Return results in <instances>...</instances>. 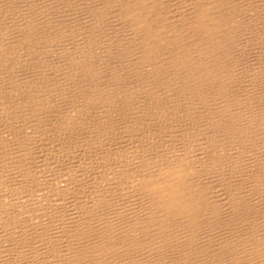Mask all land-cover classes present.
I'll list each match as a JSON object with an SVG mask.
<instances>
[{
	"label": "bare ground",
	"instance_id": "6f19581e",
	"mask_svg": "<svg viewBox=\"0 0 264 264\" xmlns=\"http://www.w3.org/2000/svg\"><path fill=\"white\" fill-rule=\"evenodd\" d=\"M75 1L80 4L81 0ZM82 1L85 5L83 8L88 7L87 21L91 25L88 33L86 29H81L83 40L80 39L82 36L75 35L78 31L70 32L69 28H64L56 20L34 16L28 8L16 11L14 15H10L5 8L0 13L7 19L4 23L0 20V121H25L22 118L26 114L19 117L15 110L27 106L33 108V115L47 110L49 112L53 109L48 107L49 100L62 99L63 102L73 94L78 96L75 102L79 113H83L89 105L99 103L103 105L101 115L110 117L112 111L108 109L117 104L128 102L126 106L133 109L131 102L146 101L148 104L158 96L175 97L178 93L188 98L189 106L208 109L198 113L208 117L204 121H215L218 117V121H261L259 117L255 119L254 115L244 119L238 112H234L235 107L231 112L227 107L232 105L229 102L234 101L238 75H242L236 73L240 65L238 40L241 37L251 38L248 33L257 31L256 27H264V0H191L188 15L185 14L180 21L178 12L172 19L166 18L161 0H95L96 4L91 6L86 0ZM69 5L73 8L76 6L71 3L67 7ZM61 12L63 14V9ZM85 15L82 13L83 17ZM10 18L14 19L10 21ZM104 20L113 25L109 32L111 39L101 35L100 26ZM249 20L255 22L250 25ZM235 32L240 35H235ZM260 47L264 48V40ZM263 57L264 53L257 58ZM256 73L257 67L254 75ZM139 91L140 96L133 97ZM14 137H0V163L5 161L9 163L7 166L13 165L16 171L24 173L21 178L19 171L16 173L12 169L18 174L15 175L11 168L3 166L9 174H6L7 177L16 183L13 182L14 189L23 188L25 191L26 197L23 199L32 203L33 196L37 197L35 199L38 203L34 201V207L41 206L45 197H39L42 191L37 194L32 191L31 183L24 184L32 178L30 175L35 159L32 160L28 150L26 153L23 150L24 145L30 144L32 139ZM204 140L209 144L210 157L215 162L223 160L225 140L212 137ZM244 142L245 139L241 140V143ZM62 143L67 148L71 147L69 140H62ZM79 144L81 146V142L76 140V147ZM106 144L91 143L96 149V152L90 151L91 155L96 154L101 158L103 149H107ZM190 175L187 163L176 158L153 170L138 171L133 187L125 195L126 200L132 196L144 200L145 203L137 207V215L127 211L128 204L120 206L117 213L107 201L110 196L98 194L82 210L80 206L77 210L69 207L67 210L65 208V212L61 208L63 212L58 213L56 210L60 208H55L52 213L49 207L57 203L62 205L64 201L61 202L60 198L57 203H54L55 200L46 202L53 203L47 206V210L49 208L53 215L58 216V226L57 221L49 223L55 219L53 215L52 219L49 217L51 213L47 214L50 218L48 222L46 218L43 221L46 214L42 212V221L39 215V219H34L33 214H30V218L28 212V216L24 213L25 210L22 213L20 206L24 203L23 199L20 206L14 204L19 207L18 210H11L13 203L1 204L4 208L0 209V264H145L147 258L146 264H149L153 258L155 260V256L161 257L164 249L169 248H164L166 241L171 244L170 259L175 264H220L217 260L221 252V255H226L227 263L224 264H264V249L258 245L263 240L258 239L262 225L246 223L248 218L245 216L251 212V208L240 201L232 203L227 209L222 207V212L217 209L221 219L226 216L225 225L229 229L235 227L237 233H230L222 244H216L215 247L204 243L193 250L190 244L199 241L197 232L200 228L207 230L222 226L215 224L217 215L210 207L212 203L203 193H198L202 191L190 182ZM1 176L5 177V174L0 173ZM259 176L261 180L264 178L260 171ZM19 177L23 179L24 187H19ZM43 179L40 177V185L45 181ZM129 179L130 176L126 175L122 180ZM101 184L107 188L103 185L106 183ZM106 193L107 189L103 194ZM48 194H45L46 197L51 195ZM53 197L50 196L51 199ZM37 210H34L35 214ZM39 211L41 209L37 214ZM205 218L206 221L203 220ZM237 226L244 227L245 235L239 232ZM178 228L183 231L182 236L188 234V239L180 247Z\"/></svg>",
	"mask_w": 264,
	"mask_h": 264
},
{
	"label": "rangeland",
	"instance_id": "374dc122",
	"mask_svg": "<svg viewBox=\"0 0 264 264\" xmlns=\"http://www.w3.org/2000/svg\"><path fill=\"white\" fill-rule=\"evenodd\" d=\"M61 1L2 0L0 2V13H2L5 8L4 10H8L10 15H14L16 11H22L28 8L29 11L32 10L34 16L47 17L53 21L56 20L60 25L64 26V28H69L71 30L70 32L78 31L75 35L82 36L81 29H86L87 33L90 32L91 25H89L87 21L88 11L86 12L88 7L83 8V6L85 7L83 4L84 2L81 0L83 3L80 1V4H77L75 0H65L64 3V0ZM67 1L68 3L66 4ZM86 1L90 4L89 6L96 4L95 0ZM190 1L191 0H161V2H163V7H165L164 15H166L167 19H172L175 13L178 12V21L183 20V16L185 14L187 16L191 8L190 6L192 4ZM71 3H73V6H76L74 8L70 5L67 7L68 4ZM59 5H61V7H59ZM35 9H38V11L35 12ZM62 9L63 14L61 12ZM83 9L85 10L84 12ZM69 10L72 12L75 10L72 13L73 16ZM56 13L59 15H55ZM82 13L83 16L85 14L87 15L83 17ZM32 14H29V16H32ZM80 15L82 18L78 17ZM14 18L16 17L14 16ZM84 18L86 20H84ZM5 19L3 18V14H0L1 22L4 23L7 20ZM12 19L10 18V21ZM85 21H87L86 24L88 27L86 24H83ZM253 22L255 21L249 20L250 25ZM76 25L77 27H75ZM78 27H80V29ZM263 28L264 27H256L257 31H251L247 34L248 37L251 36V38L242 39L241 37L238 40L240 47V65L236 73L240 72L242 75H238L237 87L233 95V98L235 97L236 100L234 98V101L232 100L229 102L232 105L227 107L229 112L235 107L236 110H234V112H238L244 119H248L249 116L254 115L255 119L259 117L261 121H218L219 117L214 119L215 121H204V119L208 117L205 114L200 115L198 113L201 110L207 111L208 109L205 107L193 108L189 106L188 98L180 93L175 97L166 95L164 98H160L158 96L149 101L148 104L146 101L131 102V105L134 106L133 109L126 106L128 102L117 104L115 107L108 109L112 111L110 117L101 115L103 105L99 103H93L89 105L83 113H79L78 104L75 102L78 97L77 94L69 95L68 99H65L63 102L62 99L49 100L50 106L48 107H53L49 112L47 110L33 115V108L26 106L22 110H15V112H18L17 116L19 117L26 114L22 118V120L24 119L25 121H0V137H29L34 142L36 140V144L31 141V145H24L25 149L23 150L25 153L29 151V154H32V156L30 155L31 158H33L32 160L35 159L36 163L39 162L36 165L35 161H33V168L32 165L30 166V171L33 169L32 175L30 176L32 178L35 177L36 180L33 178V181H35L33 182L31 178L29 179L30 181L27 180L25 183L23 181V183H31L32 191H36L37 194L42 191L39 197L43 199L45 196L43 199L44 201L41 202V204L39 203L41 206L38 207L41 211L37 214L38 210H40L37 205L34 207L35 204L38 203L36 200L37 197L33 196V204L28 201V199H26L28 203L23 199L26 197L25 191L21 188L24 187V184L22 185L23 179H21V175L24 173L22 174L21 171L18 170L19 176H21V178H18L21 180L19 187L22 190L14 189L15 185L13 184L15 182L13 181V183L10 178H8L9 176L7 177L9 174H7L6 169L4 171L3 166L6 165L5 167L11 168L13 173H15L14 170L16 171L17 169H14L12 167L13 165L7 166L9 163L5 161L2 163V161V164L0 163V167L2 166L0 173L1 175L5 174V177H3L4 175L0 177V209L2 207L4 208L1 204L8 203L7 205H9L13 203L12 205L19 204L20 206L24 200L26 206L24 203L20 206V208L22 207V213L25 210L24 213L26 214L28 212V215L33 214L32 216L34 219L38 218L39 215L40 221H42L43 218V221L45 218V221H47V219L49 220L52 217L55 208H60V210L55 209L57 212L59 211L58 213L65 212V208L67 210L69 207L76 208L77 210L80 206L79 209L82 210L85 207L84 205L86 203L88 205L92 202L93 197L98 194L104 197L110 196V199H107V201L113 205L117 213L120 210V206L128 204L127 211L136 214L137 207L144 204V200L134 196L129 197V200L125 199V195L128 193L127 191L133 187L136 173L141 170H153L155 167L157 168L159 165L176 158L182 163H187L191 170V175L189 176L190 182L193 183L197 189L202 191L198 192L200 195L203 193L208 198L209 202L212 203L210 207L216 211L217 215V219L214 222L217 226H222V228L216 227L207 230L205 228H200L197 232L200 237L199 241H195V243L191 242L190 244L193 250L200 248L201 244L204 243L215 247L216 244H222L230 233H237L235 227L229 229V227L225 225L226 216L221 219L218 215L220 212L224 211V209L221 211L222 207L227 209L232 203H236L237 201L243 202L251 208V212L245 216V218H248V220L246 219L248 225H262V231L258 239L263 240L257 244L260 245L261 249H264V178L261 180L259 176V171L261 172V177H263L262 175L264 174V57L257 58L264 53V48L260 47L264 40ZM112 29V23L104 20L102 26H100L101 35L104 36V38H110L109 32L112 31ZM87 33H85V35ZM237 34L240 35L239 32H235V35ZM79 36L74 37L79 39ZM83 38L84 35L80 39L83 40ZM256 67L257 73L254 75ZM241 71H247V73ZM140 93L141 91L136 92L133 97L140 96ZM0 111H2L1 106ZM220 111L222 112L223 108H221ZM215 116L219 115H213V117ZM62 119L65 121H61ZM209 137L217 140H225L222 152L223 160L215 162L214 158L210 157L209 144L204 140ZM33 138L35 140H33ZM243 139H245V142L241 143ZM37 140L40 146L37 145ZM62 140H69L71 147H65L66 144H63ZM76 140L81 142V146L79 144L78 147H76ZM99 142H107V149H103V156L101 158L97 157L96 154L91 155L90 153V151L96 152V149L91 143ZM30 146L31 149L34 148L31 150L29 149ZM35 156L37 157L35 158ZM73 165L74 167H72ZM36 167L38 172L42 175L37 172ZM40 168L42 169L40 170ZM66 169H69L71 172H69V170L66 171ZM236 169H239V171H236ZM11 171L10 174L13 178V173ZM18 171H16V173H18ZM16 173L15 175H18ZM35 175L39 176H37L38 180ZM126 175H129L130 179L128 181L122 180ZM40 177L45 180L41 185L40 183H42V181L39 180ZM105 179L107 182H105ZM6 180L8 183H6ZM15 181L17 182V180ZM10 182L12 184L9 185ZM102 182L106 183L103 185L107 186V188L102 186ZM118 183L122 184V186ZM35 186L38 187L36 188ZM40 188L42 190H40ZM106 189L107 193L104 195L103 193ZM44 192H46V195L48 193L51 194L50 196H54L56 199H54V197L51 199L50 196L46 197V195L43 194ZM54 192L61 193L62 195L59 194V196L57 193L55 195ZM57 199H60L61 202L64 201L65 204L68 203V205L64 203H62V205H60L61 203L58 204L57 202L59 201ZM49 200H53V202L55 200L56 202L54 203H57V205H53L52 202L51 204L46 203L50 202ZM34 201H36V203ZM71 203H74V205ZM12 205L11 210L12 208L13 210H15V208L18 210V206L14 205L12 207ZM47 206H51L49 208H51L52 213L49 208V211L47 210ZM116 206L119 208H116ZM8 207L10 209V206ZM27 207L30 210H27ZM41 207H43L45 211L44 209L42 210ZM61 208L64 210L61 211ZM33 209L35 211L37 210L36 214ZM79 209L78 211H80ZM40 212L46 215L41 218L40 216L42 215H40ZM50 213L51 216H49V218L47 214L50 215ZM32 216L30 215L28 217L32 218ZM56 216L57 215L54 214L52 218L55 219L51 218L54 221H49V223H55V221H57L56 225L58 226L60 221L58 222V220H56L58 219V216ZM203 220L206 221L207 219L205 218ZM61 225L63 226L64 224ZM237 228L241 234L245 235L244 227L237 226ZM182 233L183 231L178 228V247L181 245L183 246V243L188 239V234L182 236ZM6 246H8V244ZM168 246L169 248L164 249V252H170L172 249L171 244L166 241L164 248ZM164 252L161 254L162 256L164 255V258L161 260L162 262H157V260H160L158 258L162 257L159 255V257L155 256V260L153 258L154 263L152 262L149 264H175L172 262V259H170L172 258L170 255L171 252H167L168 255ZM221 254L222 252L218 256V263H227L226 255ZM152 256L154 255L150 257ZM148 259L149 258H147L146 262Z\"/></svg>",
	"mask_w": 264,
	"mask_h": 264
}]
</instances>
